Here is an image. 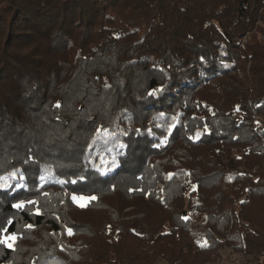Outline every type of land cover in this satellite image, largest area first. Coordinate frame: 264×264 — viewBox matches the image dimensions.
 Returning <instances> with one entry per match:
<instances>
[{
  "label": "trees",
  "instance_id": "1",
  "mask_svg": "<svg viewBox=\"0 0 264 264\" xmlns=\"http://www.w3.org/2000/svg\"><path fill=\"white\" fill-rule=\"evenodd\" d=\"M0 31V264L264 261V0H0Z\"/></svg>",
  "mask_w": 264,
  "mask_h": 264
},
{
  "label": "rangeland",
  "instance_id": "2",
  "mask_svg": "<svg viewBox=\"0 0 264 264\" xmlns=\"http://www.w3.org/2000/svg\"><path fill=\"white\" fill-rule=\"evenodd\" d=\"M2 33L3 32L0 31V39L2 38L1 36ZM158 187L162 189L161 184H159ZM75 201L81 206H84L88 203V199L85 197H75ZM206 264H264V261H262L261 263L253 262V260L249 256H245L244 254L234 253L230 249H223L221 251V255L214 262L206 263Z\"/></svg>",
  "mask_w": 264,
  "mask_h": 264
},
{
  "label": "snow or ice",
  "instance_id": "3",
  "mask_svg": "<svg viewBox=\"0 0 264 264\" xmlns=\"http://www.w3.org/2000/svg\"><path fill=\"white\" fill-rule=\"evenodd\" d=\"M93 199H94V197H93ZM16 207H17V208H19V207H20V205H19V204H17V205H16ZM69 232H71V229H69ZM11 239H15V237L13 236ZM8 246H9V247H11V246H12V245H11V243H9V244H8Z\"/></svg>",
  "mask_w": 264,
  "mask_h": 264
},
{
  "label": "built area",
  "instance_id": "4",
  "mask_svg": "<svg viewBox=\"0 0 264 264\" xmlns=\"http://www.w3.org/2000/svg\"><path fill=\"white\" fill-rule=\"evenodd\" d=\"M245 39H246V38L243 39V43H245V42H244V41H246Z\"/></svg>",
  "mask_w": 264,
  "mask_h": 264
}]
</instances>
